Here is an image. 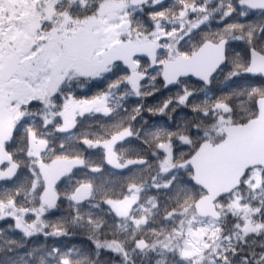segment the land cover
Here are the masks:
<instances>
[{"label":"snow or ice","instance_id":"1","mask_svg":"<svg viewBox=\"0 0 264 264\" xmlns=\"http://www.w3.org/2000/svg\"><path fill=\"white\" fill-rule=\"evenodd\" d=\"M249 137L259 159L210 183ZM240 213L264 232V0H0V264H233L217 222Z\"/></svg>","mask_w":264,"mask_h":264},{"label":"trees","instance_id":"2","mask_svg":"<svg viewBox=\"0 0 264 264\" xmlns=\"http://www.w3.org/2000/svg\"><path fill=\"white\" fill-rule=\"evenodd\" d=\"M22 16L26 15V13H21ZM215 23V22H214ZM145 84L148 83V81H144ZM151 88L147 87L144 88L143 91H150ZM123 93V90H121V92L116 93L113 96V103H121L124 106L127 107H131L133 104H138L140 103L139 100L134 99L131 96H125L123 99H121V95ZM168 95L167 91H161L160 93L157 94L155 100H152L151 98H149L148 101H146V106L148 104H155L157 102H162V100L164 98H166V96ZM246 113H244L243 111H239L237 114V118H239L240 116L245 115ZM101 118L98 116H91L88 118L87 123L92 124L93 129L96 128L97 124L96 122L98 120H100ZM215 138V136H214ZM238 195L243 197V201L245 203H248L251 207H257L259 206V200L261 199V197L257 194L256 198L253 199L254 194L247 189V187H242L238 193ZM222 203L226 204L228 202L227 199H224L223 201H221ZM172 206H175V201L172 202ZM243 213L238 214L237 216H232V215H226V216H222L221 219L217 222L219 223L220 227L223 229V232L221 233L222 237H228V239H223L221 238L219 241H217V243H219L221 245L222 248H228L229 245H231L232 247H235L238 251V256L236 257H232L231 253L228 252L226 253L227 255H229L230 259L232 260L233 264H242V261L240 260V256H248V253L250 251H256V252H260L261 250H264V248H262L261 246L264 245V232H262L260 235H255V234H250L249 236L245 237L243 241L240 240V233L234 228V225L236 223H241L243 224V221L240 220V215H242ZM53 215H59V213H53ZM65 216H68V213H65ZM104 216L106 219H108V213L105 212ZM155 220H157V223L154 224L153 226L157 228V230H160V228L163 226L165 228V230H170L172 222H164L162 220H160L159 216L154 217ZM180 217H177V220H179ZM187 219V217L185 218ZM251 219L254 222H260V223H264V215H252ZM209 222V218H204V223H208ZM67 226L69 227V230H72L73 227H77L78 230L82 231L83 228H80L79 226H73L70 222V219H68L67 221ZM233 233H236L235 235H233ZM131 235V230H129L128 232H121L120 236L122 239L127 240V238ZM77 242L79 241V237L76 238ZM51 242V241H49ZM0 243H3V239H0ZM217 251L219 252L220 249H217ZM208 252H210V249L208 250ZM90 259L93 260L94 264H98V262L95 261L94 257H90ZM156 259V257L152 254H149L147 257H142L138 254L133 256V260L135 261V264H153V261ZM248 259H252L250 256L248 257ZM215 260V254H212L210 257L207 256L206 253V259L201 261V264H210V261H214ZM172 262V257L168 258V264H171Z\"/></svg>","mask_w":264,"mask_h":264},{"label":"water","instance_id":"3","mask_svg":"<svg viewBox=\"0 0 264 264\" xmlns=\"http://www.w3.org/2000/svg\"><path fill=\"white\" fill-rule=\"evenodd\" d=\"M253 144L254 139L249 137L242 141L234 152L226 156H206L204 164L210 183L217 187L227 186L245 164L258 160L259 158L252 152Z\"/></svg>","mask_w":264,"mask_h":264},{"label":"flooded vegetation","instance_id":"4","mask_svg":"<svg viewBox=\"0 0 264 264\" xmlns=\"http://www.w3.org/2000/svg\"><path fill=\"white\" fill-rule=\"evenodd\" d=\"M173 118H174V119H176V118H177L175 113L173 114Z\"/></svg>","mask_w":264,"mask_h":264}]
</instances>
